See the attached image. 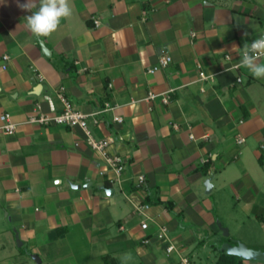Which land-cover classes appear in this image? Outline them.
<instances>
[{
    "label": "crops",
    "instance_id": "1",
    "mask_svg": "<svg viewBox=\"0 0 264 264\" xmlns=\"http://www.w3.org/2000/svg\"><path fill=\"white\" fill-rule=\"evenodd\" d=\"M18 2L0 0V115L18 123L0 133V264H215L236 241L264 251V79L239 66L264 36V0H69L72 16L39 40ZM60 93L93 138H122L119 182L79 127L28 122L60 114Z\"/></svg>",
    "mask_w": 264,
    "mask_h": 264
},
{
    "label": "built area",
    "instance_id": "2",
    "mask_svg": "<svg viewBox=\"0 0 264 264\" xmlns=\"http://www.w3.org/2000/svg\"><path fill=\"white\" fill-rule=\"evenodd\" d=\"M97 21H94V24L97 25ZM194 35V34H192ZM251 44V43H250ZM241 55H242V50H241ZM4 60H6L8 57L4 56L3 57ZM229 58V55H226V59ZM171 62V57L164 55L162 57L159 58L158 61V66H155L153 68H150L148 70V72L150 74L155 73L159 67H165L167 66L169 63ZM198 69H201L200 64L197 65ZM238 67V65H237ZM4 68V66H3ZM200 75V79L201 80H206L209 77L205 75L204 72L200 71L199 72ZM238 81H240V79H238ZM156 95H150V98H155ZM59 98L63 104V111L55 116H47V115H37V116H33L30 117L28 122L29 123H36V124H40V125H47L50 123H54L56 125H66V126H77L79 127L85 134L86 136V142L88 144V146L94 150L95 152H97L99 154V156L101 157V159L103 160L105 167L107 168V170H110L113 174H114V179H110L109 182L113 183L115 180L117 182H119V177L121 176L124 168H125V159L115 153L111 151V148L113 147V145L119 141L122 140V138H113V137H107V138H103V139H95L93 138V136L90 134L89 129H88V123H87V118L88 115L74 109L71 104L67 101V99L64 97V95L62 93L59 94ZM163 103H167V97L165 95H162L161 97ZM109 109V107H105L104 111H107ZM94 123H97V120L94 119L93 120ZM114 121L116 123H121L122 122V118L121 117H114ZM18 123L14 122L11 118V115L8 113H4L2 115H0V133L3 134H13L14 131L17 128ZM243 140H240L239 142H242ZM101 174H104V171L101 172ZM144 182V177L140 176L138 177V183L142 184ZM136 210L140 213H143L145 210H147L149 208L148 205H137ZM148 225L147 223H142L141 224V228L143 230L147 229ZM162 232H165V229L162 228ZM174 249V247L172 245H170L169 247H167V253H170L172 250ZM183 264H187V260L183 259L182 260Z\"/></svg>",
    "mask_w": 264,
    "mask_h": 264
},
{
    "label": "clouds",
    "instance_id": "3",
    "mask_svg": "<svg viewBox=\"0 0 264 264\" xmlns=\"http://www.w3.org/2000/svg\"><path fill=\"white\" fill-rule=\"evenodd\" d=\"M17 6L31 12V15L24 18L25 27L38 40L50 39L58 31L61 20L72 16L69 0H39L36 11H32L36 7L34 0H26L23 4L18 2ZM261 58H264V36L255 39L251 44L244 45L239 66L246 68L255 79H264V63L259 62ZM131 258L130 254L123 256L125 261Z\"/></svg>",
    "mask_w": 264,
    "mask_h": 264
},
{
    "label": "water",
    "instance_id": "4",
    "mask_svg": "<svg viewBox=\"0 0 264 264\" xmlns=\"http://www.w3.org/2000/svg\"><path fill=\"white\" fill-rule=\"evenodd\" d=\"M227 235V231H225ZM222 250L226 251L228 255H233L244 260H255L264 262V251L250 249L244 243L236 241L235 245L224 244Z\"/></svg>",
    "mask_w": 264,
    "mask_h": 264
},
{
    "label": "trees",
    "instance_id": "5",
    "mask_svg": "<svg viewBox=\"0 0 264 264\" xmlns=\"http://www.w3.org/2000/svg\"><path fill=\"white\" fill-rule=\"evenodd\" d=\"M243 260L239 257L228 255L224 251H219L215 264H242Z\"/></svg>",
    "mask_w": 264,
    "mask_h": 264
},
{
    "label": "rangeland",
    "instance_id": "6",
    "mask_svg": "<svg viewBox=\"0 0 264 264\" xmlns=\"http://www.w3.org/2000/svg\"><path fill=\"white\" fill-rule=\"evenodd\" d=\"M246 220V218H244V217H242V219L240 218V220H238V224H240L241 223V221H245ZM244 224V223H243ZM241 226V225H240ZM242 227V230L243 231H241L240 233H241V237L243 236V238H244V236L245 237H247V241H249L250 240V237L252 238V237H254L255 238V232H254V230H253V232L254 233H251L250 232V229L252 228L253 229V227H252V225H249V223L247 222L246 223V225H245V227H243V226H241ZM247 234V235H246ZM261 236H263V235H261ZM260 236V237H261ZM249 238V239H248ZM249 247L252 249L253 248V246L251 245V243L249 242Z\"/></svg>",
    "mask_w": 264,
    "mask_h": 264
}]
</instances>
